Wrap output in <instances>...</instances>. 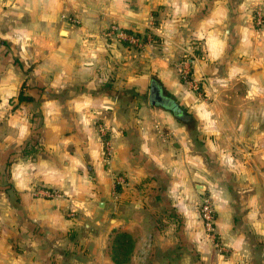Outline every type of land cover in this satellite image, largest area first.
Returning <instances> with one entry per match:
<instances>
[{
	"label": "crops",
	"instance_id": "obj_1",
	"mask_svg": "<svg viewBox=\"0 0 264 264\" xmlns=\"http://www.w3.org/2000/svg\"><path fill=\"white\" fill-rule=\"evenodd\" d=\"M0 264H264V0H0Z\"/></svg>",
	"mask_w": 264,
	"mask_h": 264
},
{
	"label": "built area",
	"instance_id": "obj_2",
	"mask_svg": "<svg viewBox=\"0 0 264 264\" xmlns=\"http://www.w3.org/2000/svg\"><path fill=\"white\" fill-rule=\"evenodd\" d=\"M103 35L104 37L109 38L113 41L126 42L129 46H132L138 50H142L146 43L152 42L151 36H149L148 40L145 42L142 38L134 36L133 34H129L116 25H110L106 27L103 31ZM178 71L183 81L190 82L191 75L187 61L180 62V64L178 65ZM114 181L116 186L121 185L123 183V178L117 175L114 177ZM42 194L51 197L55 193L45 190L42 192ZM199 210L205 230L208 232L207 234L210 236H214L216 222L212 202L209 197L202 198L199 204Z\"/></svg>",
	"mask_w": 264,
	"mask_h": 264
},
{
	"label": "water",
	"instance_id": "obj_3",
	"mask_svg": "<svg viewBox=\"0 0 264 264\" xmlns=\"http://www.w3.org/2000/svg\"><path fill=\"white\" fill-rule=\"evenodd\" d=\"M150 103L153 106L160 105L167 108L168 110L172 111V113L178 119H180L181 112L178 109L177 105L170 98L164 97L161 90L154 83H152L151 85Z\"/></svg>",
	"mask_w": 264,
	"mask_h": 264
},
{
	"label": "trees",
	"instance_id": "obj_4",
	"mask_svg": "<svg viewBox=\"0 0 264 264\" xmlns=\"http://www.w3.org/2000/svg\"><path fill=\"white\" fill-rule=\"evenodd\" d=\"M126 32L129 33V34H133L134 36L141 37V38L143 39V41H147V37L150 35L152 41L157 42V37H155V36H154L153 34H151V33L149 34L148 32H147V34H145L143 37H142L139 33H136V32H134V31H132V30H127ZM124 44H127V43L125 42ZM114 258L117 259V260H119L120 257L117 256V253H116V255H114Z\"/></svg>",
	"mask_w": 264,
	"mask_h": 264
},
{
	"label": "rangeland",
	"instance_id": "obj_5",
	"mask_svg": "<svg viewBox=\"0 0 264 264\" xmlns=\"http://www.w3.org/2000/svg\"><path fill=\"white\" fill-rule=\"evenodd\" d=\"M260 17H259V15H258V19H259ZM207 197V196H206ZM198 210H199V208H198ZM200 211V210H199ZM205 228V227H204ZM206 233H208L207 231H206Z\"/></svg>",
	"mask_w": 264,
	"mask_h": 264
},
{
	"label": "flooded vegetation",
	"instance_id": "obj_6",
	"mask_svg": "<svg viewBox=\"0 0 264 264\" xmlns=\"http://www.w3.org/2000/svg\"><path fill=\"white\" fill-rule=\"evenodd\" d=\"M162 92V91H161ZM162 95H164L163 93H162ZM165 97V96H164Z\"/></svg>",
	"mask_w": 264,
	"mask_h": 264
}]
</instances>
